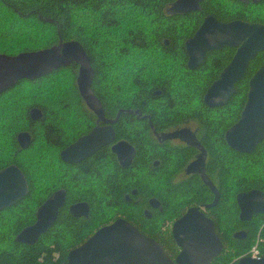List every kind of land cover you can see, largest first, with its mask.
<instances>
[{
    "label": "trees",
    "instance_id": "1",
    "mask_svg": "<svg viewBox=\"0 0 264 264\" xmlns=\"http://www.w3.org/2000/svg\"><path fill=\"white\" fill-rule=\"evenodd\" d=\"M174 2L0 0V53L16 54L77 40L94 70L92 92L105 105L109 118L115 119L116 136L136 147L128 167H120L114 159L113 166L103 171L104 149L76 167L61 164L58 154L51 153L70 139L64 123L76 121V125L84 117L77 106L83 99L74 62L34 79L22 78L1 92L0 168L16 164L25 175L28 192L0 209V264H68L71 248L118 215L174 257L179 247L164 223L173 222L189 206L211 203L214 192L216 203L205 208V213L213 219L223 249L210 264H229L246 255L256 242L264 253V211L241 221L235 200L238 192L250 189L264 193V139L245 154L228 147L223 137L240 115L248 80L264 63V50L250 60L227 103L208 107L203 94L233 49L207 51L194 69L187 67L184 49L185 39L208 13L222 21L241 18L264 23V0L256 4L203 0L198 10L187 12L175 11ZM32 106L41 109L40 118H30ZM183 118L197 125V141L208 153L204 174L216 191L198 175L174 182L173 173L190 150L153 144L152 129L158 132ZM21 131L31 136L25 148L16 140ZM156 156L162 159L161 165L151 169L150 161ZM61 170L65 175L60 176ZM59 188L66 191V201L55 222L33 244L17 242L16 233L33 223L37 207ZM149 197L157 198L162 209L146 217L143 209ZM81 200L88 202V215L74 217L68 205ZM238 229L245 230L244 237L233 236Z\"/></svg>",
    "mask_w": 264,
    "mask_h": 264
},
{
    "label": "water",
    "instance_id": "2",
    "mask_svg": "<svg viewBox=\"0 0 264 264\" xmlns=\"http://www.w3.org/2000/svg\"><path fill=\"white\" fill-rule=\"evenodd\" d=\"M200 1L175 0L173 5L176 11L186 12L197 10ZM223 46L234 47L236 50L203 94V103L208 107L227 103L235 91V83L242 78L248 61L258 51L264 49V24L241 19L222 22L211 14L206 15L194 33L184 41L187 67L191 69L198 67L207 51ZM72 62L78 66L76 83L81 97L94 109L101 111L100 102L91 89L94 70L88 55L77 40L60 41L58 45L16 54L0 53V93L22 78L34 79ZM29 116L38 119L41 117V111L38 108H31ZM168 136L187 135L183 131H177ZM263 138L264 63L248 80L246 100L238 119L224 132L225 142L231 149L246 153L252 152ZM30 139L31 136L26 131L16 135L21 148L27 147ZM113 139L112 126H95L90 132L63 148L60 151V158L65 162H75ZM190 142L196 143L193 139ZM111 148L121 166L127 167L131 163L134 147L129 142L118 140ZM205 155L206 151L202 149L187 170L199 167L203 180L208 181L211 189L216 191L203 171ZM27 192V180L16 164L10 163L0 168V209L11 206ZM154 200L150 199L152 205H156ZM216 200L217 194L214 192L211 203L204 206H189L173 221L171 235L179 247L174 257L165 251L160 242L140 232L126 219L117 217L97 228L82 243L71 248L66 256L68 264H210L223 249V243L215 230V223L205 213V208L213 206ZM235 200L241 221L264 211V193L258 189L239 192ZM64 204L65 190L53 191L37 207L33 223L18 231L15 240L27 245L36 242L55 222L58 210ZM68 211L75 217L87 216L89 205L86 201H78L70 204ZM244 233L243 230H237L233 236L242 238ZM229 264H264V256L254 258L242 255Z\"/></svg>",
    "mask_w": 264,
    "mask_h": 264
},
{
    "label": "flooded vegetation",
    "instance_id": "3",
    "mask_svg": "<svg viewBox=\"0 0 264 264\" xmlns=\"http://www.w3.org/2000/svg\"><path fill=\"white\" fill-rule=\"evenodd\" d=\"M203 0L200 1V3L202 2ZM234 1H238L240 3H247V2H251L253 4H256L258 2H260V0L258 2H253L252 0H248V1H245V2H242L240 0H234ZM200 3H199V7H200ZM199 9V8H198ZM197 9V10H198ZM176 11V10H175ZM191 11H195V10H191ZM187 12V11H186ZM208 14H211V13H208ZM206 14V15H208ZM205 15V16H206ZM212 15V14H211ZM204 16V17H205ZM214 16V15H213ZM215 17V16H214ZM216 18V17H215ZM217 19V18H216ZM235 19H241V18H235ZM203 20V19H202ZM219 20V19H217ZM234 20V19H232ZM243 21H246L244 19H241ZM219 21H222V20H219ZM231 21V20H229ZM223 22V21H222ZM224 22H228V21H224ZM246 22H259V21H246ZM259 23H262V22H259ZM264 24V23H263ZM200 25V24H199ZM197 29V28H196ZM190 37V36H189ZM188 38V37H187ZM164 43H168V40H165ZM223 47H228V48H231L233 49V53L231 55V57L233 56L236 48L234 47H229V46H223ZM222 48V47H221ZM220 49V48H219ZM214 50V49H213ZM264 50V49H263ZM261 50V51H263ZM260 52V51H258ZM257 52V53H258ZM256 53V54H257ZM255 54V55H256ZM205 55V54H204ZM230 57V58H231ZM255 57V56H254ZM253 57V58H254ZM252 58V59H253ZM250 59V60H252ZM187 60V59H186ZM230 60V59H229ZM250 60L248 61V63L250 62ZM228 63V62H227ZM226 63V64H227ZM225 64V65H226ZM224 65V66H225ZM223 66V67H224ZM248 66V64H247ZM222 67V68H223ZM247 68V67H246ZM246 70V69H245ZM221 71V70H220ZM219 71V72H220ZM245 73V71H244ZM254 73V72H253ZM219 74V73H218ZM244 75V74H243ZM218 76V75H217ZM243 77V76H242ZM217 78V77H216ZM239 81V80H238ZM236 84V83H235ZM248 90V89H247ZM247 94V93H246ZM82 98V97H81ZM83 99V98H82ZM246 100V99H245ZM100 102V101H99ZM100 105H101V111H99L98 109H94L90 104H87L84 99L82 101H80L77 106H80L81 111L79 112V114L81 115H84V117H79L77 119V124L75 125L76 121H74L73 125H70L68 123H64V126L63 128L65 129V132H66V135H69L70 139L69 141H67L66 143H64L58 150H51V153H56L58 154L59 158H60V151L65 148L66 146H68L69 144H71L72 142H74L77 138L87 134L88 132H90L95 126H103V125H110L112 126L113 128V131H114V139L107 143V144H104L102 145L100 148H98L97 150H95L92 154L88 155V156H85L75 162H65L63 161L61 158V164L63 165H73L74 167H76L75 165L76 164H83V163H86L88 161V158L91 157L92 155H94V153L98 152L99 150L101 149H104L107 153V159L106 161L104 160V162L102 163V171L105 169V167H107V169L110 168V165L111 167L113 166V161L114 159L116 160L117 164L123 168V166H121L116 158V154L112 151V148L111 146L118 140H126L125 138L123 137H117L116 136V133H115V128H114V120L113 118H109V112L108 110H106L105 108V105L102 104V102H100ZM31 108H38L39 110H41L39 107H36V106H32L30 107ZM29 109V110H30ZM242 110V109H241ZM84 122V125H82V123ZM235 122V121H234ZM233 122V123H234ZM232 123V124H233ZM232 124H230L229 126H231ZM75 125V126H74ZM228 126V127H229ZM227 127V128H228ZM62 129V131H64ZM226 128V129H227ZM196 129H197V125L195 123L194 120H191L189 118H183V119H180L178 122L174 123V124H171L169 127L167 128H164V129H159L158 132H154V130L152 129L153 131V136L155 138V142H153V144L155 146H158V145H162V146H165V147H170L171 149H178V150H182V149H189L191 154L190 156H188V158H186L183 162V164L178 167L177 169H175V172L173 173V181L174 182H181L185 179H188L190 177H193L195 175H198L200 178L201 177V174H200V170H199V167H194L192 170H187L188 169V166L189 164L198 156V154L201 152V150L203 149L201 147V145L198 143L197 141V138H196ZM177 131H183L186 133L187 136H184V137H180V136H172V137H169L168 135H170L171 133H175ZM226 131V130H225ZM224 131V132H225ZM224 137V135H223ZM193 139L196 143H191L190 140ZM264 139V138H263ZM262 139V140H263ZM225 140V139H224ZM261 140V141H262ZM127 141V140H126ZM260 141V142H261ZM128 142V141H127ZM259 142V143H260ZM226 143V142H225ZM18 144V143H17ZM131 144V143H130ZM19 145V144H18ZM133 147H134V156H135V152H136V147L131 144ZM197 145H199V147H197ZM227 145V144H226ZM228 146V145H227ZM229 147V146H228ZM205 150V149H204ZM206 151V150H205ZM237 151V150H235ZM237 152H240V153H245V154H248L246 152H241V151H237ZM253 152V151H252ZM251 153V152H250ZM133 156V157H134ZM111 160V161H110ZM133 160V158H132ZM101 161V160H100ZM208 161V153L206 152V155L204 157V166H203V171L205 172V166H206V163ZM161 162H162V159L158 156L156 157H153L150 161V168L153 169V168H156L158 166L161 165ZM132 163V161H131ZM130 163V164H131ZM110 164V165H109ZM129 164V165H130ZM128 165V166H129ZM60 166V165H59ZM127 166V167H128ZM125 168V167H124ZM109 172V171H108ZM65 175V171L61 170V175ZM82 176V174H81ZM82 178H86V176L82 177ZM87 181L89 180H93V179H90V178H87L86 179ZM203 180V178H202ZM204 181V180H203ZM205 182V181H204ZM208 181H206L205 183H207ZM208 184V183H207ZM210 186V185H209ZM211 188V186H210ZM132 193L133 194H136V191L133 189L132 190ZM126 199H129L127 194L124 195ZM48 197V196H47ZM153 198L155 199L154 201L156 202V205H152L150 203V199ZM81 201H85V200H81ZM76 202V201H75ZM87 202V201H86ZM73 203V202H72ZM88 203V202H87ZM71 204V203H70ZM69 206V205H68ZM147 206L148 207H145L143 209V212L144 214L146 215V217H151L152 215V212L156 211V210H161L162 209V206L160 204V201L155 198V197H149L147 199ZM62 207V206H61ZM238 208V207H237ZM69 212V211H68ZM206 212V211H205ZM238 212H239V209H238ZM75 217V216H74ZM78 217H82V216H78ZM86 217V216H84ZM117 217H122L124 219H126L125 217L121 216V215H118ZM116 217V218H117ZM115 218V219H116ZM239 218V217H238ZM114 220V219H113ZM112 220V221H113ZM127 220V219H126ZM249 220V219H248ZM128 221V220H127ZM243 221H247V220H243ZM111 222V221H110ZM109 222V223H110ZM131 223V222H130ZM108 224V223H107ZM132 224V223H131ZM105 225V224H103ZM133 225V224H132ZM102 226V225H101ZM99 228V227H98ZM238 230H243L245 232L244 229H238ZM237 231V230H236ZM244 236H245V233H244Z\"/></svg>",
    "mask_w": 264,
    "mask_h": 264
},
{
    "label": "built area",
    "instance_id": "4",
    "mask_svg": "<svg viewBox=\"0 0 264 264\" xmlns=\"http://www.w3.org/2000/svg\"><path fill=\"white\" fill-rule=\"evenodd\" d=\"M172 223L173 222H171V221H167L166 223H164V227L171 228ZM246 255H250V256H252L254 258H260V257L264 256V253L261 252V250H260V248L258 246V243L256 242L255 244H253L250 247V249H249V251L247 252Z\"/></svg>",
    "mask_w": 264,
    "mask_h": 264
},
{
    "label": "bare ground",
    "instance_id": "5",
    "mask_svg": "<svg viewBox=\"0 0 264 264\" xmlns=\"http://www.w3.org/2000/svg\"><path fill=\"white\" fill-rule=\"evenodd\" d=\"M59 189H63V188H59ZM57 190V189H56ZM55 191V190H54ZM45 200V199H44ZM65 201H66V191H65ZM75 203V202H73ZM72 204V203H71ZM70 205V204H69ZM69 207V206H68Z\"/></svg>",
    "mask_w": 264,
    "mask_h": 264
},
{
    "label": "rangeland",
    "instance_id": "6",
    "mask_svg": "<svg viewBox=\"0 0 264 264\" xmlns=\"http://www.w3.org/2000/svg\"><path fill=\"white\" fill-rule=\"evenodd\" d=\"M168 71H169V70H168ZM168 74H169V73H167V74L164 73L163 75H168ZM238 193H239V192H238ZM238 193H237V194H238ZM237 194H236V195H237ZM236 195H235V199H236Z\"/></svg>",
    "mask_w": 264,
    "mask_h": 264
}]
</instances>
